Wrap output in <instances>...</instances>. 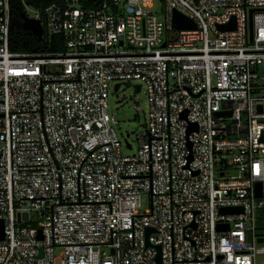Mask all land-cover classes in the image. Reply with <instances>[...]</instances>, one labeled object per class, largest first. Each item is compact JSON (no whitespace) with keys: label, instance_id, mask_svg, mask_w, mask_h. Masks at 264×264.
Segmentation results:
<instances>
[{"label":"built area","instance_id":"obj_1","mask_svg":"<svg viewBox=\"0 0 264 264\" xmlns=\"http://www.w3.org/2000/svg\"><path fill=\"white\" fill-rule=\"evenodd\" d=\"M162 2L21 0L64 44L25 54L0 0V264H264V0ZM130 81L150 119L125 155L108 100Z\"/></svg>","mask_w":264,"mask_h":264},{"label":"rangeland","instance_id":"obj_2","mask_svg":"<svg viewBox=\"0 0 264 264\" xmlns=\"http://www.w3.org/2000/svg\"><path fill=\"white\" fill-rule=\"evenodd\" d=\"M152 11L159 19L164 18L162 0H155ZM108 103V112L118 121V123L113 124V126L116 134L124 145L122 147V152L125 155L135 154L138 148L136 134L142 127H145L150 119V103L146 87L144 86L142 90L138 91L135 88V82H122L119 90H115L114 86L110 89ZM135 104H139V110L134 108ZM128 133L130 134L129 137H127ZM127 141L132 145V149L126 145ZM228 174L236 175L239 174V172L232 169L228 171ZM141 201L142 205L139 211L144 213L149 208L148 195H143ZM262 216L263 218L260 216L257 221L260 231L264 229V214Z\"/></svg>","mask_w":264,"mask_h":264},{"label":"trees","instance_id":"obj_3","mask_svg":"<svg viewBox=\"0 0 264 264\" xmlns=\"http://www.w3.org/2000/svg\"><path fill=\"white\" fill-rule=\"evenodd\" d=\"M33 7H45L55 0H26ZM104 0H80V4L87 7H98ZM12 23L10 49L16 53H47L57 52L64 48L63 37L54 36L51 40H40L31 30L23 28V13L25 12L21 0H11Z\"/></svg>","mask_w":264,"mask_h":264},{"label":"water","instance_id":"obj_4","mask_svg":"<svg viewBox=\"0 0 264 264\" xmlns=\"http://www.w3.org/2000/svg\"><path fill=\"white\" fill-rule=\"evenodd\" d=\"M253 13V10H251V14ZM23 28L25 30H31L40 40H43V35H44V27L39 19L29 17L26 13H23ZM173 22L175 28H195L196 23L188 16L184 15L183 13L175 10L174 11V17H173ZM220 29L222 30H230L235 28V22L232 21L230 23H227L225 25H220ZM253 21H252V15L250 16V33H251V38L253 37ZM119 85H116V89H118ZM137 90H140V85H137ZM230 114V112H229ZM259 186V191L258 195H261L260 192V184ZM237 208H223L222 211L224 212H233L236 211ZM27 216V214H25ZM152 232H154L153 228H147V236H149ZM5 237V232H4V220L0 219V240L4 239ZM160 249V246H158Z\"/></svg>","mask_w":264,"mask_h":264}]
</instances>
